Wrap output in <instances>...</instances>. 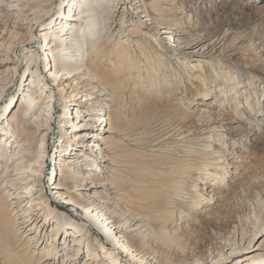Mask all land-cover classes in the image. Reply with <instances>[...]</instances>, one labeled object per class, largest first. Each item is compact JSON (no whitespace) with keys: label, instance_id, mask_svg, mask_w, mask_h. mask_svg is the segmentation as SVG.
Listing matches in <instances>:
<instances>
[{"label":"bare ground","instance_id":"6f19581e","mask_svg":"<svg viewBox=\"0 0 264 264\" xmlns=\"http://www.w3.org/2000/svg\"><path fill=\"white\" fill-rule=\"evenodd\" d=\"M164 3L0 0V20L11 24L4 27L0 55L13 63L9 80L0 84V264H161L150 245L174 241L181 203L189 210L205 206L191 219L194 226L219 220L225 226L193 264H264V234L258 239L264 232V167L240 176L238 152L225 157L228 147L249 148L255 159L264 152V135L259 140L256 134H264V68L219 75L224 72L218 69H231L234 51L212 57L215 45L246 29L249 20L242 5L219 13L211 0L208 25L213 31L217 23V29L188 33ZM258 12L264 21V10ZM36 35L43 37L40 58L29 50ZM169 73L167 85L178 78L210 99L181 112L183 118L193 114L196 131L150 110ZM17 76L19 96L8 112L12 99L2 101ZM130 76L141 84L129 91L134 108L127 118L122 86ZM51 130L57 138L50 155ZM146 153L170 162L156 174L163 183L137 186L125 175L123 156ZM47 159L55 160L57 175L44 183ZM197 178L211 181L222 196H205ZM64 205L79 220L63 212ZM205 237L198 234L192 247Z\"/></svg>","mask_w":264,"mask_h":264},{"label":"rangeland","instance_id":"374dc122","mask_svg":"<svg viewBox=\"0 0 264 264\" xmlns=\"http://www.w3.org/2000/svg\"><path fill=\"white\" fill-rule=\"evenodd\" d=\"M165 6H169L173 13L175 14L176 22L180 25H183V28L188 31V33H195L198 31H204L203 33L206 34L213 32L216 30L217 23H214V29L211 31L209 29V21L207 20V14L212 9L213 5H211V0H162ZM214 6L219 7L217 8V11L220 13L219 10H221L223 7L232 5L233 3H237L239 5H242L244 7L243 14L244 19L249 20V24L247 25L246 29L234 31L231 35L227 37L226 40L223 42L216 44L213 51H212V57L219 60V58L222 57L225 52L234 51V55L231 59V63L229 66H231V69L224 70L218 69L217 71L220 72L221 70L224 73H220L219 75H223L225 73H228L227 75H230L228 70H247L248 68L253 69L254 67H260L264 68V21L259 20L257 17V13L259 15L258 10H264V0H213ZM213 4V3H212ZM256 8V9H252ZM257 10V11H256ZM240 13V9L238 10ZM241 13L238 14V16L241 18ZM219 16L218 18H220ZM260 17V16H259ZM237 20H239L238 17H236ZM5 25H7V28L9 29L11 27V24L9 22L7 24L3 23V21L0 20V47H4L3 45L7 42V30H5ZM10 26V27H9ZM194 28V29H193ZM210 35V34H209ZM43 42V37L39 35H36V44H33L29 47V50H34L38 52V57H41L40 53V44ZM240 42H245L244 47L240 46ZM10 57V56H9ZM11 59V57H10ZM41 60V59H39ZM12 61L9 60L7 63L4 61V57L0 55V84L5 83L7 80H9L11 76V70H8L9 68L13 66ZM233 67V68H232ZM21 73V69H18V76ZM168 73V72H167ZM137 75V74H136ZM17 76V79L15 82L10 86V90L7 92L9 94L4 98L2 101V105L8 104L9 99H12V102L10 106L8 107V112L11 111L12 108H14L17 104V98L18 93L16 91V88L19 84V77ZM170 73L165 80L164 84H160L161 88L159 89V93H161L162 97L160 99L155 100L154 102H151L150 104V110H153L156 113L157 119L166 120L168 122L173 123L176 126H179L183 129L190 130L193 129V131H196L197 127L200 125L196 122V120L192 117L193 114H188L184 118L181 115V112L185 109H188V111L196 110L198 108H201V104L207 101H210L207 97L201 95V94H195L196 88L190 89L191 84L187 83L186 81L180 82L179 79H175L173 82V85H167L166 83H171ZM199 76V74H198ZM139 78V76H137ZM132 79V77H128V80L126 83H123V107H124V114L127 116V118L130 116V113L133 110V104L131 103L132 100H130V94L129 91L133 89V87L140 85L141 83L138 82V79ZM142 79L145 78V76L141 77ZM157 77L149 78L147 77L145 80L154 82ZM5 81V82H4ZM196 83H200L197 81ZM190 84V85H187ZM124 91V92H123ZM191 91V92H190ZM190 92V93H189ZM169 94V96H168ZM168 96V97H167ZM56 98V95H55ZM57 103V102H56ZM55 103V114H59L60 110H58ZM11 115V112H10ZM129 115V116H128ZM9 116V114L7 115ZM5 117V114L2 116V118ZM141 117V114L139 115V118ZM1 118V119H2ZM264 120V119H262ZM97 125L96 123V128ZM195 129V130H194ZM97 130V129H96ZM96 130H92V132H95ZM227 132L228 129H225ZM256 131V130H255ZM257 138L261 140L263 138V132L262 130L256 131ZM57 138V134L55 130H51L49 137H48V143H47V150L48 154H52V152L55 150L54 144ZM228 151L225 152V157L228 159L231 158L233 155H230V153L238 152L237 159L235 160V166L239 169L240 176L241 174H244L248 171H255L260 170L264 167V152L259 153L258 159H255L254 151L250 150L249 148H227ZM233 149V151H232ZM231 150V151H230ZM235 156V155H234ZM123 159H126V163L123 164L125 167L124 170H126V176L129 177L132 182H134L137 186H148L152 183L161 184L163 183V180L161 177H157L156 174L161 172V168L166 169V164L170 166V162H168L167 159L156 157V156H150L149 154H144L140 156H123ZM55 160H48L47 159V166L44 172L45 178H43V182L47 180L46 177H55L57 173H55L54 168ZM127 166V167H126ZM183 168H185L183 166ZM235 167H230V170H233ZM178 169V168H177ZM180 169V168H179ZM176 170V169H173ZM219 171V169H215L214 167L211 168V171ZM176 171H173L170 174H175ZM169 174V173H168ZM197 175L196 173L193 174L195 177ZM166 179H176V176L172 175H166ZM199 177V176H198ZM234 177V175H230L227 177L228 180H231ZM238 177V176H237ZM46 179V180H45ZM203 180L198 181L197 178V184L199 186V190L207 195L214 194V197H220L221 194L218 193V191L213 192L212 191V182L201 178ZM195 182V178L193 180H190L189 183ZM187 183V185L189 184ZM184 189V187L180 188ZM141 190V188H140ZM189 190V189H185ZM170 189L168 190V192ZM179 191V190H178ZM172 192V191H171ZM210 192V193H209ZM179 203V202H178ZM219 202H215L214 205H211L212 207H215L216 210L219 208ZM181 208L175 210L174 218L177 220V222L180 223L179 228L175 231V236L173 238V242H171L168 245L163 244H156L153 243L150 245V249L155 253V255L158 257V260L161 264H193L197 258L200 257L201 254L205 253L207 248L210 244V238L212 237L213 233L216 232H224L225 226L224 224H221V221L219 222H209V224H204L201 228L198 226H194V223L191 219L194 218V214L198 211L200 212L202 209H205V206L201 209L200 207H195V210H189L188 204L181 203L179 204ZM186 205V206H185ZM64 209L68 214H70L74 219L79 220L78 217H75L73 215L71 206L64 205ZM200 208V209H197ZM222 212V211H221ZM197 214V213H196ZM222 213H218V215H221ZM199 217V216H198ZM222 217V215H221ZM220 217V218H221ZM229 222L231 219L228 220ZM193 224H192V223ZM208 225V226H207ZM226 226H229L227 223ZM194 231V232H193ZM201 231V233H200ZM196 234H193L195 233ZM198 234L200 236L205 237V241L200 242L197 247H192L193 242L198 241L199 238H197ZM264 234L262 232L259 234L258 239ZM185 244H188L185 245ZM107 250L111 251V247L108 244H104Z\"/></svg>","mask_w":264,"mask_h":264}]
</instances>
